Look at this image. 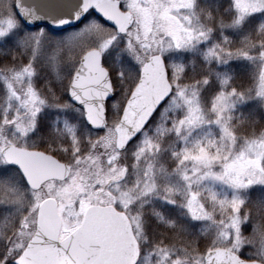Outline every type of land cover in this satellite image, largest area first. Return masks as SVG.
<instances>
[{
  "label": "snow or ice",
  "instance_id": "obj_1",
  "mask_svg": "<svg viewBox=\"0 0 264 264\" xmlns=\"http://www.w3.org/2000/svg\"><path fill=\"white\" fill-rule=\"evenodd\" d=\"M0 264H264V0H0Z\"/></svg>",
  "mask_w": 264,
  "mask_h": 264
}]
</instances>
